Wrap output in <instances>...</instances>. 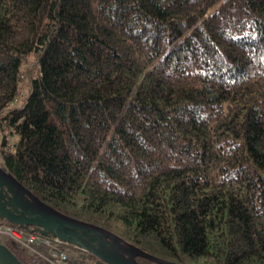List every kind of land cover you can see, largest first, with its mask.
<instances>
[{
  "label": "trees",
  "instance_id": "trees-1",
  "mask_svg": "<svg viewBox=\"0 0 264 264\" xmlns=\"http://www.w3.org/2000/svg\"><path fill=\"white\" fill-rule=\"evenodd\" d=\"M0 166L158 257L264 264V0H0Z\"/></svg>",
  "mask_w": 264,
  "mask_h": 264
},
{
  "label": "water",
  "instance_id": "water-1",
  "mask_svg": "<svg viewBox=\"0 0 264 264\" xmlns=\"http://www.w3.org/2000/svg\"><path fill=\"white\" fill-rule=\"evenodd\" d=\"M4 187V188H3ZM0 218L22 228L52 235L97 257L105 264H139L137 257L161 264H182L125 242L112 231L61 212L43 202L0 166ZM7 196L6 200L3 197ZM0 264H23L0 240Z\"/></svg>",
  "mask_w": 264,
  "mask_h": 264
},
{
  "label": "built area",
  "instance_id": "built-area-1",
  "mask_svg": "<svg viewBox=\"0 0 264 264\" xmlns=\"http://www.w3.org/2000/svg\"><path fill=\"white\" fill-rule=\"evenodd\" d=\"M10 238L26 247L49 264H74L72 259L80 257L79 252L68 251L66 243L52 235H44L22 227L0 222V240Z\"/></svg>",
  "mask_w": 264,
  "mask_h": 264
},
{
  "label": "flooded vegetation",
  "instance_id": "flooded-vegetation-1",
  "mask_svg": "<svg viewBox=\"0 0 264 264\" xmlns=\"http://www.w3.org/2000/svg\"><path fill=\"white\" fill-rule=\"evenodd\" d=\"M3 188L0 189V194H3L4 192L7 193L6 190H4ZM6 199H7V196L5 194V196L3 197V200H6Z\"/></svg>",
  "mask_w": 264,
  "mask_h": 264
},
{
  "label": "rangeland",
  "instance_id": "rangeland-1",
  "mask_svg": "<svg viewBox=\"0 0 264 264\" xmlns=\"http://www.w3.org/2000/svg\"><path fill=\"white\" fill-rule=\"evenodd\" d=\"M188 264H200V262H188Z\"/></svg>",
  "mask_w": 264,
  "mask_h": 264
}]
</instances>
